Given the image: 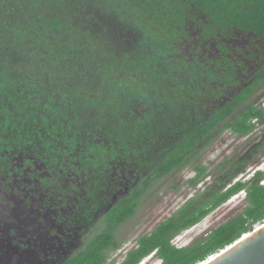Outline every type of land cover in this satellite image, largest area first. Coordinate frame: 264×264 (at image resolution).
Wrapping results in <instances>:
<instances>
[{"label": "trees", "instance_id": "obj_1", "mask_svg": "<svg viewBox=\"0 0 264 264\" xmlns=\"http://www.w3.org/2000/svg\"><path fill=\"white\" fill-rule=\"evenodd\" d=\"M243 39L264 46V0H0V161L21 154L84 172L85 205L109 208L64 264H111L119 228L156 181L190 164L197 186L210 175L201 151L221 132L264 124L254 98L264 57L234 45ZM263 144L220 162L222 174L118 264L149 255L200 264L263 223L264 170L235 180ZM241 191V212L187 245L172 242Z\"/></svg>", "mask_w": 264, "mask_h": 264}, {"label": "flooded vegetation", "instance_id": "obj_2", "mask_svg": "<svg viewBox=\"0 0 264 264\" xmlns=\"http://www.w3.org/2000/svg\"><path fill=\"white\" fill-rule=\"evenodd\" d=\"M254 43L258 47L249 39L234 45L244 44V49L249 45L258 58L264 57V46ZM248 71L243 74L246 78L252 76L254 66ZM22 156L10 154L8 163L0 161V264H64L103 227L109 208L85 205L90 202L85 198L86 173L51 170L44 161H26ZM114 199L118 200L117 194ZM85 208L90 219L83 218Z\"/></svg>", "mask_w": 264, "mask_h": 264}, {"label": "rangeland", "instance_id": "obj_3", "mask_svg": "<svg viewBox=\"0 0 264 264\" xmlns=\"http://www.w3.org/2000/svg\"><path fill=\"white\" fill-rule=\"evenodd\" d=\"M254 98L257 100V105L264 109V87ZM262 142H264V124L259 121H256L255 130L245 136H238L225 129L201 151L199 161L208 166L210 172L204 181L195 187L188 184V180L195 174L193 165L190 164L156 181L153 187L141 197L136 213L119 228L117 240L121 243V247L109 251L108 262L118 264L123 261L127 252L137 245L138 238L142 234L149 233L158 223L170 217L190 197L203 192L214 179L222 174L218 168L220 162L229 158H240ZM260 148L257 149L256 156L251 158L245 173L240 174L235 180L247 179L256 170H264V144ZM245 195V191L234 195L198 224L175 236L172 242L177 246H184L206 235L210 229L242 211ZM260 224V222L257 223L254 228ZM160 262L156 255H149L140 264H160Z\"/></svg>", "mask_w": 264, "mask_h": 264}, {"label": "water", "instance_id": "obj_4", "mask_svg": "<svg viewBox=\"0 0 264 264\" xmlns=\"http://www.w3.org/2000/svg\"><path fill=\"white\" fill-rule=\"evenodd\" d=\"M200 264H264V222Z\"/></svg>", "mask_w": 264, "mask_h": 264}]
</instances>
